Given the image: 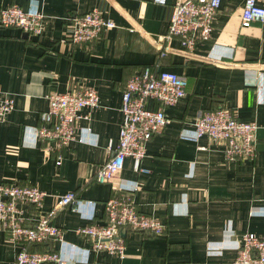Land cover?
<instances>
[{"label": "crops", "instance_id": "0c3cea01", "mask_svg": "<svg viewBox=\"0 0 264 264\" xmlns=\"http://www.w3.org/2000/svg\"><path fill=\"white\" fill-rule=\"evenodd\" d=\"M175 1L36 0L44 16L40 35L0 27V92L14 100L0 123V184L46 194L40 208L20 205L31 219L68 192L82 200L78 212L63 209L51 219L62 230L53 247L65 264H233L245 234L264 238V25L243 28L244 0H221L209 40L192 52L177 40L161 45ZM11 5L34 8L30 0H0V10ZM92 10L114 28L90 43L70 44V20ZM145 67L184 77L186 95L164 109L168 124L145 146L141 167L147 174L135 172L127 158L111 184L97 183L108 148L117 144L123 87ZM85 88L95 89L99 104L80 113L89 115L77 122L76 140L62 148L37 142L34 130L48 111V97ZM155 107L148 101V109ZM219 108L256 125L253 160L227 161L223 145L206 137L180 139L200 114ZM120 188L165 232L123 229L122 256L94 253L77 232L91 213L94 223L104 224V203ZM15 252L0 222V264H13Z\"/></svg>", "mask_w": 264, "mask_h": 264}, {"label": "built area", "instance_id": "2783aa9c", "mask_svg": "<svg viewBox=\"0 0 264 264\" xmlns=\"http://www.w3.org/2000/svg\"><path fill=\"white\" fill-rule=\"evenodd\" d=\"M30 2L34 3V8L26 11L18 5L1 9L0 27L16 29L31 36L40 35L44 16L36 0ZM220 4L221 0H176L167 33L160 40L161 45L177 40L182 50L192 52L198 43L209 40ZM240 19L243 28L255 22L264 25V0H244ZM70 22L68 40L75 46L90 43L102 31L114 28L113 22L96 10L72 18ZM165 53L161 47L159 57L163 58ZM186 87L184 77L150 67L143 68L125 83L121 95L122 122L117 144L108 148L107 160L98 168L95 182L111 184L121 173L127 158L132 160L135 172L148 173L141 167L145 146L168 124L164 109L184 98ZM148 101H153L156 107L148 109ZM48 102V111L41 116L40 124L34 130V138L37 142L54 143L57 148H62L76 140L77 122L88 118V113L85 116L80 113L95 110L99 99L95 89L85 88L70 94L54 93L48 97ZM13 108L14 100L0 92V123ZM256 130L254 123L239 121L230 110L219 108L200 114L194 122L193 131H183L179 137L192 142L206 137L223 145L227 161H251L255 157ZM124 189L115 191L104 203V224L100 226L94 223V214L91 213L89 224L77 232L90 241L94 253L122 256L125 248L120 232L123 229L145 232L151 236H160L165 232V226L158 220L138 212L130 192H124ZM45 196L34 186L0 184V222L8 240L16 246L13 264H65L58 250L53 247L40 250L38 247L53 245L61 240L62 230L51 224L56 213L67 208L78 212L84 203L74 192H68L58 197L45 214L36 219L27 218L20 205L40 208ZM235 250L237 254L233 264H264V238L245 234Z\"/></svg>", "mask_w": 264, "mask_h": 264}, {"label": "trees", "instance_id": "16d2710c", "mask_svg": "<svg viewBox=\"0 0 264 264\" xmlns=\"http://www.w3.org/2000/svg\"><path fill=\"white\" fill-rule=\"evenodd\" d=\"M152 69H155V68H152ZM156 70V69H155ZM157 71V70H156ZM54 245V244H53ZM53 245L52 244H45L44 246H40V247H38V249H40V250H50V249H52V247H53ZM54 248V247H53Z\"/></svg>", "mask_w": 264, "mask_h": 264}]
</instances>
